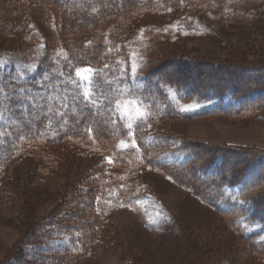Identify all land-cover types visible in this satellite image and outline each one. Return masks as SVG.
Here are the masks:
<instances>
[{
    "label": "trees",
    "instance_id": "16d2710c",
    "mask_svg": "<svg viewBox=\"0 0 264 264\" xmlns=\"http://www.w3.org/2000/svg\"><path fill=\"white\" fill-rule=\"evenodd\" d=\"M260 4L0 0V85L17 77L16 96L27 98L21 106L0 88V193L20 160H36L47 177L65 163L59 148L103 159L59 211L33 224L21 241L27 250L18 257L22 264L91 259L111 239L115 212L136 209L143 217L139 203L149 192L143 183L148 173L168 178L211 208L242 246L233 255L236 264H264V148L211 146L158 128L206 118L264 122V64L236 65L245 82L202 84L185 79L190 65L201 61L177 59L180 76L169 77L161 66L168 55L161 48L166 27L155 23L167 13H185L243 27L262 11ZM75 18L84 21L74 26Z\"/></svg>",
    "mask_w": 264,
    "mask_h": 264
},
{
    "label": "rangeland",
    "instance_id": "374dc122",
    "mask_svg": "<svg viewBox=\"0 0 264 264\" xmlns=\"http://www.w3.org/2000/svg\"><path fill=\"white\" fill-rule=\"evenodd\" d=\"M261 1L262 11L258 10L252 22L243 27H222L185 13H167L157 20L155 23L164 24L167 32L161 46L168 53L161 63L162 72L179 78L177 59H199L201 62L190 65L186 80L202 84L243 81L245 76L239 78L242 70L236 65L264 64V0ZM83 21L72 20L74 26ZM84 73L89 76L88 71ZM158 128L211 146L264 148V122L206 118L168 122ZM57 150L65 156V163L50 176L43 177L38 172L34 159L14 162L9 168L0 193V264L10 260H14L12 264H22L23 259H18L25 251L21 241L33 224L59 211L87 173L103 162L99 157ZM231 162L233 165L234 160ZM143 183L149 189L139 203L143 217L136 209L115 212L108 226L109 242L91 259L78 264H220L224 259L236 264L233 255L241 253L242 246L234 234L224 231L223 223L210 207L156 173L143 175ZM26 253L27 250L24 256Z\"/></svg>",
    "mask_w": 264,
    "mask_h": 264
},
{
    "label": "snow or ice",
    "instance_id": "6c2138e0",
    "mask_svg": "<svg viewBox=\"0 0 264 264\" xmlns=\"http://www.w3.org/2000/svg\"><path fill=\"white\" fill-rule=\"evenodd\" d=\"M96 9L93 8V11H95ZM133 71H135V69H133ZM17 79V77H9L7 80H5L3 82L2 85H0V88H7L8 91L4 92V96L6 99L8 100H12V99H17L20 101L21 106L23 105V102L25 99H27L26 97H22V96H16V93L18 91H20V89H18L14 84L13 81H15ZM44 79H48L47 76L44 77ZM39 83V81L37 82ZM261 240H264V237H261Z\"/></svg>",
    "mask_w": 264,
    "mask_h": 264
},
{
    "label": "bare ground",
    "instance_id": "6f19581e",
    "mask_svg": "<svg viewBox=\"0 0 264 264\" xmlns=\"http://www.w3.org/2000/svg\"><path fill=\"white\" fill-rule=\"evenodd\" d=\"M197 87V86H196Z\"/></svg>",
    "mask_w": 264,
    "mask_h": 264
}]
</instances>
